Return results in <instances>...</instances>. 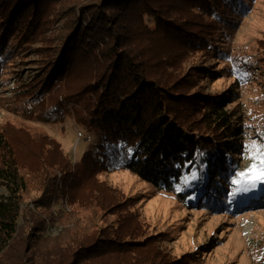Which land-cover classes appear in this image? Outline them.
I'll return each mask as SVG.
<instances>
[{
	"label": "trees",
	"instance_id": "1",
	"mask_svg": "<svg viewBox=\"0 0 264 264\" xmlns=\"http://www.w3.org/2000/svg\"><path fill=\"white\" fill-rule=\"evenodd\" d=\"M51 1L59 0H0L1 62L43 31L42 12ZM63 12L59 43L39 47L44 65L23 96L40 103L46 93L54 107L50 94L68 78H78L76 90L60 96L71 104L85 100L74 110V121L99 133L101 142L83 154L74 171L60 150L54 161L39 154L34 171L42 177V192L31 201L34 207L49 211L64 189L71 206L78 205L83 181L93 182L91 194L103 189L104 194L97 177L113 166L179 199L198 201L203 194L213 199L218 191L217 196H226L221 189L239 168L243 147L239 116L225 109L234 93L203 100L179 61L182 54L214 48L210 27L224 24L229 15L246 14L244 0H76ZM50 149H57L54 142ZM25 164L0 128V188L5 191L0 193V264H171L142 234L138 217L125 212V205L99 200L102 194L100 216L79 204L82 210L91 207L89 232L65 227L56 238L47 235L46 224L56 225L57 218L22 208L28 195ZM53 168L57 174L50 177Z\"/></svg>",
	"mask_w": 264,
	"mask_h": 264
},
{
	"label": "rangeland",
	"instance_id": "2",
	"mask_svg": "<svg viewBox=\"0 0 264 264\" xmlns=\"http://www.w3.org/2000/svg\"><path fill=\"white\" fill-rule=\"evenodd\" d=\"M75 2L51 1L42 12L44 20L39 28L43 31L33 41H22L11 54L3 55V62L0 60V128L11 136L21 161L26 163L22 173L28 195L22 208L30 209L38 217L55 216L56 225L46 224V234L52 238L58 237L65 227L89 232L91 211L98 216L102 214L97 198L104 189L100 188L102 192L97 196L91 194L88 188L93 182L84 179L79 187L78 205L71 206L65 189L49 211L44 212L31 202L42 192V177L34 171L39 154L54 161L60 150L67 166L74 171L83 154L95 151L101 142L99 133L88 131L74 121V110L85 100L71 104L60 96L74 92L78 78H68L50 94L55 97L53 103H57L54 107L50 106L46 93L40 103L23 96L35 84L44 65L45 56L39 47L57 46L59 42L55 39L60 34L62 11ZM244 3L246 14L229 15L231 19H225L224 24L210 27L213 34L220 33V37L212 38L217 41L214 48L182 54L183 60L179 61L182 73L192 74L194 93L203 100L234 93L225 109H232L239 116L243 134L238 143L243 147L237 156L239 168L221 189L226 196H217L218 191L213 199L206 194L193 202L187 197L179 199L175 192L161 191L117 166L97 177L106 190L98 199L125 205L124 211L138 217L142 234L154 240V248L171 264H260L264 257V182L252 186L233 184L239 179L238 173L246 172L253 164L250 158L253 153L248 146L264 145V0H244ZM50 142L57 149L48 150ZM54 169L48 176L57 174ZM57 177L60 183L61 177ZM0 193L5 191L0 188ZM214 201L219 204L214 205ZM79 204L89 205L93 210L90 211L91 207L82 210ZM117 216H108L107 223L112 224ZM95 222L98 227H104V221Z\"/></svg>",
	"mask_w": 264,
	"mask_h": 264
},
{
	"label": "snow or ice",
	"instance_id": "3",
	"mask_svg": "<svg viewBox=\"0 0 264 264\" xmlns=\"http://www.w3.org/2000/svg\"><path fill=\"white\" fill-rule=\"evenodd\" d=\"M248 147L253 153L250 157L253 164L246 172L238 173L239 179L233 181V184L238 186H252L257 182H264V145L252 144ZM193 175L195 176V174Z\"/></svg>",
	"mask_w": 264,
	"mask_h": 264
},
{
	"label": "bare ground",
	"instance_id": "4",
	"mask_svg": "<svg viewBox=\"0 0 264 264\" xmlns=\"http://www.w3.org/2000/svg\"><path fill=\"white\" fill-rule=\"evenodd\" d=\"M81 135L79 134V137H80Z\"/></svg>",
	"mask_w": 264,
	"mask_h": 264
}]
</instances>
